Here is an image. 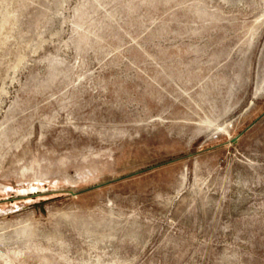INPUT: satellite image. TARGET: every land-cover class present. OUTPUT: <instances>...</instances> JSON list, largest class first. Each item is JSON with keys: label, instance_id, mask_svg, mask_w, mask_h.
<instances>
[{"label": "rangeland", "instance_id": "obj_1", "mask_svg": "<svg viewBox=\"0 0 264 264\" xmlns=\"http://www.w3.org/2000/svg\"><path fill=\"white\" fill-rule=\"evenodd\" d=\"M0 264H264V0H0Z\"/></svg>", "mask_w": 264, "mask_h": 264}]
</instances>
